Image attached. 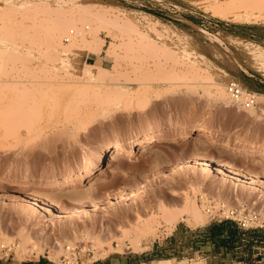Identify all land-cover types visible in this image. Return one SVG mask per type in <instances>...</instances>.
<instances>
[{"label":"rangeland","instance_id":"obj_1","mask_svg":"<svg viewBox=\"0 0 264 264\" xmlns=\"http://www.w3.org/2000/svg\"><path fill=\"white\" fill-rule=\"evenodd\" d=\"M231 81L258 93L256 112L227 95ZM221 88L229 102L216 99ZM193 124L215 138L140 144L96 182L40 189L137 132ZM236 135L264 141V0H0V259L264 264V230L217 215L226 204L264 218V149L248 160L246 148L219 147ZM32 180L36 188L23 187ZM34 190L56 210L35 205ZM188 200L202 208L200 222Z\"/></svg>","mask_w":264,"mask_h":264},{"label":"bare ground","instance_id":"obj_2","mask_svg":"<svg viewBox=\"0 0 264 264\" xmlns=\"http://www.w3.org/2000/svg\"><path fill=\"white\" fill-rule=\"evenodd\" d=\"M68 29L71 31H74V30L70 29V27H66L63 31L66 33L69 31ZM53 48H55L57 51H61L62 49L64 50V52L70 51V47L63 46L62 44L58 43L57 41L53 42ZM74 51H75V53L73 55ZM74 51L72 52L71 58L73 61L77 62L79 60V57H80V55H78L80 52V49L79 48L74 49ZM97 72L95 70H93L92 68H90V69L88 68V70L86 71V74L89 76V78H91L92 80L93 79L95 80L96 78L98 79L101 76L100 71H99V75L97 74V76H96ZM103 72L104 73L102 75L105 76L106 72L104 70H103ZM216 73H218V72H216ZM219 74H220V72L218 73V75ZM218 79L220 80V77ZM214 82H216V80ZM225 92L226 91L222 88L220 90H218V92L216 94V97H217L216 99H223V101H228L229 99H228V97H226L227 92L226 93ZM215 93H216V91H215ZM118 94L119 95L121 94L119 96V97H121V101L123 99H125V96H128V94L126 95V93L122 92V90L119 91ZM227 95H229V94L227 93ZM250 107H251V105H249V107L247 109H249ZM256 107L255 108L251 107L250 111L252 113L254 111L256 112V110H255V109H257ZM194 135H196V137H199V138H204V137L215 138V130L211 126L193 124V125L186 126L185 128H182L180 130L171 129V130H167V131L165 130L164 131L162 129H159V131L155 132V133L154 132L150 133V131L137 132V133L131 135L126 142L118 145L117 147H115L113 149H110V150L105 149V148L101 149V151L97 153L96 159L92 163H90L81 172L74 173L72 171H69V172H65L63 174L51 177L49 184H47L45 186L44 185L40 186V189H42L44 191H53V192H56V194H65L72 185H79L81 183L86 182L87 180H95V182L98 181L100 179V176H98V175H100V173L102 172L104 165H106L107 163L109 164V166L114 165L119 160L124 159L126 156H128L132 152L136 151V149L138 148V146L140 144L143 145L144 151H151L163 143L170 142V141H173L176 139H188ZM242 144H246L248 146H244ZM219 147L224 148L226 150L234 151L235 153H239L244 148H246L248 153H249V154H247V157H248L247 159L250 160L251 158L254 157V154L258 153L259 149H262V150L264 149V141H257V140L251 139V138H247L246 136L236 135L235 144H232L230 142H219ZM263 158H264V155H263ZM196 161L199 165L203 166L206 169H208L209 166H211V162L206 160V159H200L199 158ZM101 162H102V166L100 165ZM192 163L195 164L194 162L189 161L188 165H191ZM219 165L222 167V170L225 171L227 173V175H229L230 177L244 178L243 176H245L244 174L240 173L239 171L234 170L233 169L234 167L231 166L230 164L226 163V162L221 161V162H219ZM184 166H182V165L178 166V167L176 166L175 168L181 169V167H184ZM246 180L252 184H256V181H257V179L255 180V177H251V176L246 178ZM95 182L91 183V185H90L91 192L98 189L97 184ZM35 183H37V181L32 180L29 184H26V186L23 185V187H25L26 189H28L30 187L36 188ZM31 196H32L31 200H33L36 203L35 205H40L47 212L54 210V206L52 205L53 203L43 199L42 195L39 191H37V190L31 191ZM188 202L190 203V205H189L190 208L189 207H188L189 209L187 208L189 210V212L187 211L188 214L192 213L191 215L193 216V218L199 222L201 220H203L204 219V213L202 211V208L196 203V201L188 200ZM97 204H94V205L92 204L91 206H88L87 208H91V209L96 208L97 209L99 207ZM187 212L185 211V213H187ZM173 214L174 213L172 212V215ZM169 215H170V213H169ZM172 215L169 217L170 221L174 219V217H172ZM1 237L2 236L0 235V238ZM24 241L26 243V240H24ZM1 245H2V243H1ZM24 248H25V246H24ZM181 263H183V262H181ZM184 264H187V263L185 262ZM194 264H201V261L198 260Z\"/></svg>","mask_w":264,"mask_h":264},{"label":"built area","instance_id":"obj_3","mask_svg":"<svg viewBox=\"0 0 264 264\" xmlns=\"http://www.w3.org/2000/svg\"><path fill=\"white\" fill-rule=\"evenodd\" d=\"M74 34L75 30L71 31L70 36L66 37V41H69L70 37ZM227 92L237 105H252L257 103L258 93L243 88L235 81L227 84ZM217 215L221 218V222H234L239 228H259L264 230V218H261L256 212L249 210L245 206L227 207L224 204L219 208Z\"/></svg>","mask_w":264,"mask_h":264},{"label":"crops","instance_id":"obj_4","mask_svg":"<svg viewBox=\"0 0 264 264\" xmlns=\"http://www.w3.org/2000/svg\"><path fill=\"white\" fill-rule=\"evenodd\" d=\"M225 228H227V227H223L221 229V231L223 232V235L221 237L224 239V241H226L227 238L229 237V236H226V234H224ZM225 233H227V232H225ZM0 264H58V263H54L50 260L44 259L43 257H39L37 259H33L32 261H24V262L15 261L14 258L13 259L1 258ZM96 264H106V263L104 261H102V262H100V263L98 262Z\"/></svg>","mask_w":264,"mask_h":264}]
</instances>
